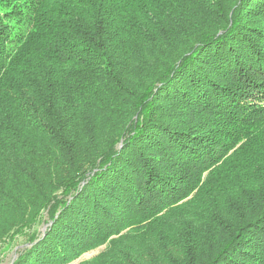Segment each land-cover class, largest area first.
Listing matches in <instances>:
<instances>
[{
    "label": "trees",
    "instance_id": "16d2710c",
    "mask_svg": "<svg viewBox=\"0 0 264 264\" xmlns=\"http://www.w3.org/2000/svg\"><path fill=\"white\" fill-rule=\"evenodd\" d=\"M19 236L11 264H264V0H0Z\"/></svg>",
    "mask_w": 264,
    "mask_h": 264
},
{
    "label": "rangeland",
    "instance_id": "374dc122",
    "mask_svg": "<svg viewBox=\"0 0 264 264\" xmlns=\"http://www.w3.org/2000/svg\"><path fill=\"white\" fill-rule=\"evenodd\" d=\"M37 227L41 229L43 225L40 226L37 225ZM26 244H27V237L25 236L17 237L11 244L7 241L0 242V264H11L13 257L16 255V250L24 247ZM103 248L104 245H100L95 249L82 253L75 261L72 262V264H77L82 260L95 256Z\"/></svg>",
    "mask_w": 264,
    "mask_h": 264
},
{
    "label": "water",
    "instance_id": "95a60500",
    "mask_svg": "<svg viewBox=\"0 0 264 264\" xmlns=\"http://www.w3.org/2000/svg\"><path fill=\"white\" fill-rule=\"evenodd\" d=\"M50 224V223H49ZM47 224H44L43 227L41 228L42 232H44L45 228H46ZM16 256V255H15ZM15 256L13 257V259L15 258ZM13 261V260H12ZM11 261V263H12Z\"/></svg>",
    "mask_w": 264,
    "mask_h": 264
}]
</instances>
